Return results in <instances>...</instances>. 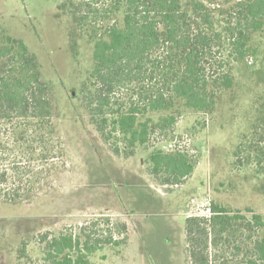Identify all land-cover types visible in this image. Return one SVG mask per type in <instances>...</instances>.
Masks as SVG:
<instances>
[{
	"label": "trees",
	"instance_id": "16d2710c",
	"mask_svg": "<svg viewBox=\"0 0 264 264\" xmlns=\"http://www.w3.org/2000/svg\"><path fill=\"white\" fill-rule=\"evenodd\" d=\"M215 11L223 15L233 60H243L251 51L252 34L264 28V0L81 1L74 23L92 44V66L79 100L114 154L123 153L122 144L130 156L137 145L175 126L173 115L154 125L147 115L170 111L178 102L210 112L219 92L232 86ZM56 111L35 56L0 28V202H29L64 169ZM148 160L161 187L183 185L195 168L187 153L176 150L158 148ZM257 190L264 196V182ZM244 212L210 203L204 215L187 217L184 242L190 264H264V218ZM104 226L41 235L38 264H91L97 252L122 244L110 234L109 219Z\"/></svg>",
	"mask_w": 264,
	"mask_h": 264
},
{
	"label": "rangeland",
	"instance_id": "374dc122",
	"mask_svg": "<svg viewBox=\"0 0 264 264\" xmlns=\"http://www.w3.org/2000/svg\"><path fill=\"white\" fill-rule=\"evenodd\" d=\"M81 1L0 0V28L23 41L53 91L66 153L65 167L49 189L19 205L0 202V264H38L41 235L80 226L103 230L106 219L113 239L122 244L97 252L91 264H190L187 217L204 215L217 203L264 218V196L257 190L264 182V28L252 34L247 57L233 60L223 15L215 11L232 86L219 92L210 112L178 102L170 111L147 115L151 125L171 115L176 123L171 132L137 145L130 156L122 144L123 153L116 155L79 100L92 66V44L74 23ZM169 143L181 145L195 163L192 175L177 187L159 186L150 172L149 155L158 148L167 151Z\"/></svg>",
	"mask_w": 264,
	"mask_h": 264
},
{
	"label": "built area",
	"instance_id": "2783aa9c",
	"mask_svg": "<svg viewBox=\"0 0 264 264\" xmlns=\"http://www.w3.org/2000/svg\"><path fill=\"white\" fill-rule=\"evenodd\" d=\"M165 148L167 151H175V150L181 151V145L175 146L174 143H169ZM181 152H183V151H181Z\"/></svg>",
	"mask_w": 264,
	"mask_h": 264
}]
</instances>
